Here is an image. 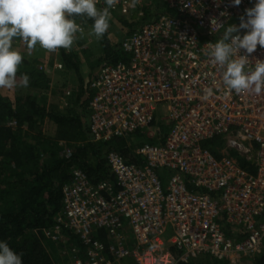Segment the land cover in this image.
Wrapping results in <instances>:
<instances>
[{"label":"built area","instance_id":"1","mask_svg":"<svg viewBox=\"0 0 264 264\" xmlns=\"http://www.w3.org/2000/svg\"><path fill=\"white\" fill-rule=\"evenodd\" d=\"M255 3L119 0L110 10V24L131 25L118 43L125 61L100 64L88 81L86 127L91 142L125 139L127 156L102 152L111 183L72 171L56 222L79 244L64 264H235L264 254V92L229 93L205 47L223 31L213 19L239 25ZM248 59L249 68L264 61V48ZM135 134L145 142L128 141ZM213 140L219 158L205 147Z\"/></svg>","mask_w":264,"mask_h":264},{"label":"trees","instance_id":"2","mask_svg":"<svg viewBox=\"0 0 264 264\" xmlns=\"http://www.w3.org/2000/svg\"><path fill=\"white\" fill-rule=\"evenodd\" d=\"M75 19L86 25L94 23L93 20L83 17ZM115 21L124 26L125 31L131 26L119 18H115ZM229 25L238 26V23L233 21ZM222 33L223 31L217 40L221 38ZM105 44L107 47L106 40ZM116 48L118 49V45ZM117 49L114 51L116 56L110 63L125 61ZM59 62L64 68L76 72L75 55L66 54L64 49H61ZM36 63L37 60L23 57L17 78L27 74L30 78V90L46 91L48 80L46 75L37 69ZM8 93L0 91V241H6L12 250L18 254L22 253L23 264H64L67 258H71L64 256V252L70 251L72 246L79 243L56 222V218L61 214L63 187L71 180L74 169L84 173L93 184L102 181L111 183L112 176L102 152L107 149L114 150L126 157V141L111 139L107 142H91L88 139V101L82 100L85 90L83 91L81 86L75 100L77 111L65 114L48 108L34 96L27 95L22 99L13 100ZM46 120L57 127L60 132L59 139L41 133V126ZM12 121L16 128L8 125ZM25 125H31L32 129V134L29 132L27 137L29 142L21 135V127ZM141 136L135 134L129 137L128 141L136 142L141 140ZM205 147L209 148L216 158L220 157L219 140L205 143ZM64 149L68 150V156L63 154ZM235 159L242 169L253 171L252 163L243 157L236 156ZM53 235L56 239L51 238ZM57 251H62L63 254L58 256ZM179 264L230 263L201 257ZM250 264H264V254L250 260Z\"/></svg>","mask_w":264,"mask_h":264},{"label":"clouds","instance_id":"3","mask_svg":"<svg viewBox=\"0 0 264 264\" xmlns=\"http://www.w3.org/2000/svg\"><path fill=\"white\" fill-rule=\"evenodd\" d=\"M119 0H104L106 7L100 9L98 0H0V89L17 87V73L23 62L22 54L13 48L14 38L21 40L28 52L37 45L47 53L58 49L70 51L77 34L83 29L76 17L94 21L91 35L100 40L110 27L111 9ZM140 0H131L135 8ZM239 6L241 0H233ZM225 15V13H221ZM240 24L224 26L215 19L216 29H223L220 39L205 45L212 64L221 70L223 85L229 93L264 92V61L257 60L249 68L248 57L258 46L264 48V0H256L254 7L245 10ZM241 30L244 34L241 35ZM244 50L246 55H240ZM21 86L28 87L27 74L20 77ZM212 94V90H208ZM23 254L12 250L6 241H0V264H23Z\"/></svg>","mask_w":264,"mask_h":264},{"label":"rangeland","instance_id":"4","mask_svg":"<svg viewBox=\"0 0 264 264\" xmlns=\"http://www.w3.org/2000/svg\"><path fill=\"white\" fill-rule=\"evenodd\" d=\"M84 27L83 34H77V38L71 50H64L66 54L75 55L77 62L76 72L64 67L62 69L54 68L53 64L59 62L60 50L62 48L58 49L55 53L49 54L37 45L36 49L29 53L26 45L18 38H14L13 48L15 50L19 51L25 59L37 60L38 63H36L35 66L46 75L48 89L46 91L30 90L28 87L25 88L21 86L20 78H17V87L15 89L9 90V93L8 89H0V91L10 94L13 100L15 98L22 99L27 95L34 96L48 108L63 114L77 111L75 100L80 86L84 91L88 81L95 74L99 65L110 62V60L116 56V52L114 51L117 49L116 47L120 42V38L126 29L120 24H110L106 36L97 40L94 35L90 34L92 25H84ZM105 40L108 43L107 47ZM117 51L121 53L120 50L117 49ZM46 61L47 66H44L43 64ZM82 100H84V95ZM163 112V110L159 112L160 116L163 115ZM8 125L16 128L14 121L10 122ZM21 130L22 137L26 139L29 135L28 133L32 131L31 125H25L21 127ZM41 133L56 139H59L60 136L57 127L47 120L41 126ZM26 140L27 142L30 141L28 138ZM60 141L61 140H59V142ZM144 142L145 139L141 136V143ZM165 183L166 181H164V185ZM57 253L58 256L63 254L62 251H57ZM239 262L240 263L235 264H250V260H241Z\"/></svg>","mask_w":264,"mask_h":264},{"label":"crops","instance_id":"5","mask_svg":"<svg viewBox=\"0 0 264 264\" xmlns=\"http://www.w3.org/2000/svg\"><path fill=\"white\" fill-rule=\"evenodd\" d=\"M44 63H45V65H46L47 61H46V62H44Z\"/></svg>","mask_w":264,"mask_h":264}]
</instances>
